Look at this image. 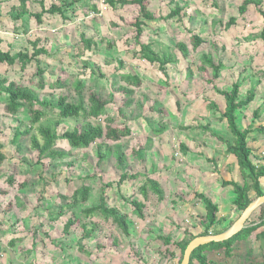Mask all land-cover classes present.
<instances>
[{
    "label": "rangeland",
    "instance_id": "374dc122",
    "mask_svg": "<svg viewBox=\"0 0 264 264\" xmlns=\"http://www.w3.org/2000/svg\"><path fill=\"white\" fill-rule=\"evenodd\" d=\"M2 1L8 2L9 0H0V29L1 31L13 32V29H19L20 27H16L14 22L10 23L13 18L1 13V10L2 12L7 10L14 14L12 10H9L11 4L9 7L7 5L3 7V5L1 6ZM50 1L46 0L47 6H50ZM241 1L150 0V10L156 14V19L147 22L145 27L142 28L143 33L140 40L148 43L155 39L154 48L170 53L175 57L174 61L180 59L183 64L191 65V68H194L192 70L197 72L196 66H198V63L196 58L199 55L191 52L192 50L190 49L188 58L191 61L190 64L189 61L183 60L181 53L176 47L174 48V43L178 41L187 42L191 48V36L189 35V32H191L200 35L205 40V43L199 48L200 51H210L212 48L211 43L214 42L213 40L216 41L214 43L215 59L222 60L229 69L225 79L222 76L218 80L220 88H226L229 85L230 78L237 76L233 74V70H230L234 66L237 67V65L239 67L243 65L248 67L250 65L252 70L256 72V74L251 73L255 74L254 78L264 79V44L258 37L262 25L259 23L261 22L259 16L257 14L252 15L254 12L253 8H251L252 13L248 15V23H240L238 26H232L228 30H225L224 26L220 25L217 27V31H214L212 22L214 20L216 22L222 21L224 24L231 16L237 15L236 8ZM91 2L93 3L82 0L75 5L72 4V7L69 6L68 10L73 9V11L69 13L71 20L70 22L68 20L65 27L59 18H57V21H46L43 25L34 26V24L38 23L29 16L30 19L21 25L28 32V35L25 34V31L22 33L20 29L16 31V33H21L17 34L19 35L17 37L6 34L8 38L5 41L9 42V44L8 46L4 45L3 49L11 48L12 52H17L26 49V45L35 40L34 37H29V30L37 28V37L41 40L40 45L44 46L49 52L48 56H40L39 61L40 67L45 70L42 76L45 84L44 89L40 90L37 87L35 62L29 64L24 71L21 70L19 64L9 66L1 63L0 78H7L23 86H29L41 97L51 99L53 102H56L58 95L64 91H68L70 94L69 100L76 99V93L71 88L72 81L76 77L83 81L86 91L95 89L106 99H110L109 93L113 94L115 101L108 104L106 110L115 119L113 126H129L132 133L119 143L112 141L107 143L112 147L113 151L119 150L124 155L126 160L125 167H120L117 164L114 154L100 166H97L95 144L85 149H75L63 139L57 140L55 145L57 149L66 153L63 158L52 156L39 161L38 152L30 147L29 137H22L21 145L19 146L14 145L12 142L15 127L19 126V124L30 125L28 109L23 107L14 115L6 113L4 110L6 96L1 95L0 153L5 156V160L0 165V226H2L0 229V247L2 245L3 249L9 251H6V257L10 260L9 264H14L15 262L20 264V261L23 262L24 259L31 255L38 257V262L41 263L46 259L49 260L52 255L61 256V251L63 250L61 248L63 247L66 248L64 254L69 253L71 255L75 253V248L79 245L77 242L82 235L81 225L85 224L88 228L93 227L94 233L90 239L80 241H82L85 249L91 253V256L99 252H105L123 256L125 259L128 258L135 261L137 264H176L177 259L167 262L166 257H164L166 247L158 239V236L172 231L175 238H181L185 232L184 228L193 234L201 232L203 230L201 219L204 218L206 209L204 205L199 207L198 201L196 204L193 203L191 205V210L174 206L172 201L177 196L174 195L175 191H170L166 184L167 198L165 201L160 203L153 194L149 195L150 201L148 199L145 200L146 206L148 205V208L151 210L153 208V211H156V218L159 215L162 219L160 227L155 223V215L153 220H147L152 217L151 212L147 214L144 221L132 213V207L128 202L133 198L143 201V197L139 193V187L144 183V176L140 175L138 179H129L119 184L120 175L124 171L129 172V174L143 172L144 165L136 155V151L139 148L146 149L145 145L149 143V137L152 135L151 127L158 128V121L161 118L169 126L176 123V120L172 121L170 113L166 114L169 108H172V105L163 103L158 96L161 93L164 94L158 81L160 77L163 79L161 74L153 66H149L148 63L135 58V55L133 56V52L139 50L135 42L137 31L133 26L139 16L138 5L130 4L110 12L104 10L102 14L100 8L104 0H91ZM175 2L187 6L186 17H183L182 20H179L178 17L170 20L162 19L174 8ZM92 4H97L99 7H97V11L90 9ZM28 9L34 12L39 9V4L30 0ZM43 17L46 16L44 15ZM48 18L53 19L51 16H48ZM30 26L33 27L30 28ZM82 33L87 38H93L98 44V49L96 52L88 50L79 57L77 55V45L80 43L79 38ZM105 40L112 42L113 47H108ZM240 44H242V47L249 45V49L247 48L246 52L244 51L242 54L237 55L235 53L239 51ZM221 45H225L222 50H220ZM85 62L89 64V67L95 69L94 71H97V66L100 67L108 79L99 78L97 76L98 72L93 75L91 71L84 68ZM173 70H175V75L181 73V70ZM250 71L246 70L244 75L233 81H238L242 86L244 81L242 79H246L247 73ZM135 72L147 79L145 84L142 83L141 87L137 89L135 96L141 99L143 94L147 93L146 87L150 90L148 93L149 97L143 100L145 112L142 110V115L147 120V126L144 125L145 129L142 127V119H140V126H137L134 120L135 115H141V111L135 106V109L129 108L126 111L129 115L127 120L117 112V108L123 103L124 96L117 91L116 87L122 81H118V78L114 79L113 76L114 74L119 76V74ZM58 78H61L64 83L63 87L55 83ZM114 82H117V84ZM255 88L256 86H252L251 92ZM260 95L261 98H264L263 91L262 93H257V96ZM150 99L153 102H149ZM157 100L159 103H157ZM131 110H134L133 113H131ZM159 110L163 114L160 117L153 116V113ZM48 114L49 116H56V112L51 109ZM89 120H93L94 123L104 124L102 120ZM83 123V118L63 119L58 127L59 134L66 130L77 128ZM141 129L146 130V132L141 133ZM32 133H37L35 128ZM175 149L178 150L177 147ZM9 178L14 179L12 186L8 183ZM82 181L91 186L89 200L76 208L65 209L63 216L52 219L58 212L59 207L67 204L65 198H69L75 188L82 184ZM185 181L192 182L188 178H185ZM108 183L109 186H106ZM194 187L197 188L196 186ZM190 189H194L193 185ZM102 190L108 204L118 208L121 213H125L128 216L130 235H124L111 221H106L99 214L93 217H85L81 213L83 207L95 205L99 202ZM179 192L182 193V190ZM173 197L174 199H171ZM155 206H158V209H154ZM222 209L223 213L228 214L227 218L230 217L231 219H228V222L220 226V230L228 227L230 221L236 220L241 214L240 211H237L231 205ZM73 215L77 220L76 225L70 230V233H66L64 232L65 222ZM3 226L8 228H3ZM258 232L253 233L248 242L240 243L238 245L240 247L235 251L234 256L228 259L225 264H242L244 260L243 254L249 246L260 257L264 253V236L258 238ZM11 238H14V240L19 239L20 241L16 242L14 246H10L7 243ZM4 242L7 246L3 244ZM13 247L14 250L10 251L9 248L12 249ZM171 249L176 250L173 246H171ZM111 250L112 252H110ZM76 254L86 255L85 253H80L78 248ZM86 256L90 257L89 255ZM15 257H19V260H15Z\"/></svg>",
    "mask_w": 264,
    "mask_h": 264
},
{
    "label": "trees",
    "instance_id": "16d2710c",
    "mask_svg": "<svg viewBox=\"0 0 264 264\" xmlns=\"http://www.w3.org/2000/svg\"><path fill=\"white\" fill-rule=\"evenodd\" d=\"M29 1L30 0H18V5L11 7V10L14 12V15L11 16L13 21L20 19L23 15H29L34 17L36 22L40 24L43 22V16L45 13L51 15L60 14L65 20L67 18L64 14L66 12V8H69L70 5H75L74 3L79 2V0H71L70 3L65 1L62 5L53 3L50 7L46 8L44 0H41L39 2L41 12L33 13L28 9ZM149 1L150 0H104L103 3L107 7L106 11L116 10L119 7H124L130 4L138 5L139 16L133 26L137 31L135 42L137 43L139 50H135L133 52V56L135 55V58L137 59L156 65L159 71L165 73L166 65L174 63L175 57L168 52L156 50V48H154L155 42L144 43L140 40L143 33L142 28L145 27L147 22H151L156 19V14L150 10ZM97 7V4H92L90 9L92 11H97ZM251 8H253V13L251 12ZM186 9L187 6H183L175 2L174 8H172L170 13L162 19L170 20L178 17L179 20H182L183 17H186L187 15ZM236 9L237 15L231 16L224 24L222 21L216 22L214 20L212 22L214 24V31L216 32L217 27L220 25H223L224 29L228 30L232 26H238L240 23H248V15L251 13L252 15L257 14L262 23L258 37L264 44V0H242L241 3L237 5ZM189 35L191 36V48L185 41L175 42L174 48L176 47L182 57L189 61L190 64L191 61L188 59L190 49L192 50L191 52L197 53L199 56L196 59L200 63L198 68L202 73L204 80L208 84L213 85L216 91L225 97L226 108L222 117L226 119L228 129L233 139L228 143L227 151L237 158L238 165L243 172L244 181L241 184L235 181H223V186L233 187L235 196L232 201V206L237 211L242 212L256 197L264 195V189L261 185V179L264 178V158L258 163H254L252 161V151L248 147L247 143L249 130H240L236 122L237 110L252 102L255 94L253 92H248L246 98L244 100H240L241 85L238 81H235L227 90L217 89L216 82L220 78L221 72L227 69V66L222 60L215 59L214 52L216 53V51H214L215 47L212 43L210 51H200L199 48L205 43V40L200 35L193 34L191 32H189ZM105 42L108 47H113L112 42L106 40ZM40 43L41 40L36 38L34 41L30 42V45L32 46L31 51L27 49L13 54L10 51H3L0 48V64L5 63L9 66L19 64L21 70L24 71L29 64L35 62L37 87L42 90L45 88V84L42 79L45 70L39 65V57L43 55L48 56L49 52L44 46H41ZM77 46L79 47L77 52L78 56H81L88 50L96 52L98 49L97 42L93 38H87L84 33L80 35V43ZM106 62L111 64L109 61ZM84 68L91 71L93 75L96 74L95 72H98L97 76L99 78L108 79L107 75L104 74L102 69L98 66L96 67L97 71H94L95 69L89 67V64L85 62ZM187 72V79H190L191 81L193 72L190 69V65H188ZM113 77L114 79L118 78V81H122L125 84H117V82H114L117 84V91L122 93L124 96L123 103L117 108V112L120 116L127 120L129 115L126 111L129 110V108L131 109L135 106L138 110H143L144 103L135 98L137 89H139L143 83V77L136 72L119 74V76L114 74ZM55 83L60 87H63L64 85L61 78H58ZM71 88L76 93V99L69 100L68 98L70 94L68 91H64L58 95L57 101L53 102L51 99L41 97L33 88L29 86H23L15 81H10L7 78H0V97L1 95L6 96V100L4 102L5 112L10 115H14L23 107H26L30 116L29 126L19 124V126L15 127L12 138L13 144L19 146L21 145L20 141L22 137H29L30 147L32 150L38 152L39 161L52 156L63 158L66 155L64 151L55 147L56 142L59 139L66 140L69 145L75 149H85L92 144H95L97 166H100L114 154L117 164L120 167H125L126 160L124 155L120 153L119 150L113 151L112 147H110L107 143L110 141L119 143L123 138L130 136L132 133L129 126H113L115 119L106 111L107 105L115 101L113 94L109 93L110 99H106L95 89L86 91L85 84L78 77L73 79ZM50 109L56 112L55 117L49 116L48 113ZM66 118H83L84 123L77 128L66 130L62 134H59L58 127L62 123L63 119ZM89 119L102 120L104 124L94 123L93 120ZM158 123L159 127L157 129L151 127V131L154 136L161 135L167 129V125L162 121V118L158 121ZM34 128L37 133H32ZM216 137L219 140L224 141L221 136L216 135ZM104 147H106V149H104ZM181 150L184 153L187 152L184 145H181ZM144 154L145 149L143 148H139V150L136 151V155L140 161H143L145 156ZM4 160L5 156L0 153V165ZM140 175L145 177L144 183L139 187V193L143 197V201L133 198L128 203L132 207V213L136 217L144 219L146 207L144 201L148 199L149 195L153 194L157 197L158 201L161 202L165 199V191L156 179L151 178L142 172L129 174V172L124 171L120 175L119 184H122L124 181L129 179H138ZM8 183L12 186L14 179L9 178ZM106 186H109V183ZM103 192L104 191L102 190L97 204L83 207L81 213L85 217H93L94 215L99 214L103 216L106 221H111L113 225L118 227L124 235H130L128 216L125 213H121L118 208L110 206L107 199L103 195ZM251 192H254L253 196H250ZM90 193L91 186L82 181V184L75 188L72 195L69 198H65L67 200V204L65 206H60L58 212L54 217H52V219L63 216L65 214V209L76 208L86 203L89 200ZM196 197L204 203L206 208V214L204 218L201 219L203 230L197 234H193L186 229L184 235L178 239L173 238L171 234L158 236V239L166 247L164 257H166V260L177 259L176 264L181 263L184 251L192 239L197 236H204L210 233H221L228 229L236 221L231 220L228 227L224 230H220L219 227L225 224L228 221V218L226 216H218V205L213 203V201L206 195L196 194ZM254 217L256 218L254 219ZM76 221L77 220L74 215L68 218L64 225V232L70 233V230L74 227V225H76ZM81 229L82 235L79 237L77 242L79 244L77 248L80 253H85L86 255L91 256V253L85 249V246L82 245V241L84 239H90L93 236L94 229L93 227L88 228L85 224L81 225ZM256 232H258V238L264 236V205L252 213L245 224V228L232 238L222 242H212L196 248L191 254L189 264H225L228 259L234 256L235 251L238 247H240L238 245L240 243L248 242L249 238ZM18 241L20 240L10 241V246H14ZM115 243H117V241H115ZM171 246L175 247L176 250H172ZM243 256L244 260L242 261V264H264V253L259 257L254 253V250L250 246L245 250Z\"/></svg>",
    "mask_w": 264,
    "mask_h": 264
},
{
    "label": "crops",
    "instance_id": "0c3cea01",
    "mask_svg": "<svg viewBox=\"0 0 264 264\" xmlns=\"http://www.w3.org/2000/svg\"><path fill=\"white\" fill-rule=\"evenodd\" d=\"M17 1L18 0H13V2L12 0L11 1L9 0L8 2L2 1L1 6L3 5L4 7V5H7L9 7L10 4L11 6L12 5L17 6L18 5ZM31 1L39 4L41 0L39 1L31 0ZM65 1L67 3L71 2V0H51L50 5L53 3L62 5ZM87 1L93 3L91 2V0H87ZM44 4L46 8L50 7L47 6L46 0H44ZM11 6L9 7V10H11ZM70 7L72 6L70 5ZM71 11H73V9L68 10V8H66V12L64 14L66 15L67 18L65 20L60 14L51 15L45 13L44 15L46 17H43V22L40 24L43 25L44 22L46 21L47 22L57 21L58 20L57 18H59L62 20L63 26L65 27L68 20L69 22L71 20L69 14L71 13ZM110 11H106V12H110ZM40 12H41V6L39 5V9L35 10L33 13H40ZM1 13L7 14V17L9 18H11V16L14 15L12 14L11 11H7V10L6 11L4 10L3 12L1 10ZM48 16L49 17L51 16L53 19L48 18ZM30 17L34 18L32 16ZM30 17L29 15H23L20 19L16 21H10V23L14 22L16 27H20L19 29L22 31V33H24L25 31V34L28 35V32H26L24 27L21 25L26 23L30 19ZM35 25H39V24H34V26ZM32 27L33 26H30V28ZM19 29L18 28L13 29V32L1 31L0 29V48L3 51H10L12 54L16 53V52H12L11 48H7L6 50H4L3 47L4 45L8 46L9 44V42L7 43V41H5L8 38L6 34L14 35L17 37L19 36L17 34H21V33H16V31H19ZM29 35H30L29 37H34V39L38 38L37 28L35 30L30 29ZM152 40H153L152 42L156 41L155 39ZM213 41L214 42L212 43L214 45L216 41L215 40ZM240 45L241 47H239V51L235 53L237 55L242 54L244 51L246 52L247 48L249 49V45L243 47L242 44ZM224 46L225 45H221L220 50L224 49ZM26 47H27L26 49L19 51H25L27 49L31 51L32 46L30 45V43L27 44ZM156 50L159 49L156 48ZM197 63H198L197 64L198 66H196V70H198L197 72L193 71L194 68H191L190 65V69L191 70L193 69L192 70L193 77L191 81L190 79H187L188 65L183 64L182 60L180 59L176 60L175 63L166 65L165 73L159 71L156 65L148 63L149 66H153L155 70L158 71L163 77V79L160 77L158 81L160 83L159 84L160 88H162L165 95L161 93L158 96L163 103H170V105H172V108H169L166 114L168 115V113H170V118L172 119V121L176 120V123H173V125L171 126L167 125L166 131L159 136H154L153 134L151 135L152 138L148 136L149 143H146L145 145L146 147L144 154L145 156L142 161L144 165V169L142 173L148 175L151 178L156 179L161 184L162 188L165 191V199L163 201H165L167 198V193H166L167 192L166 184H167L169 190L170 191L174 190L175 191L174 195L177 196L175 199L174 197L171 198L174 199L172 201L174 206L176 205L182 209L191 210V205H193V203L196 204V202L198 201L197 204L200 207L201 205H204V203L199 198L196 197V194H204L208 198H210L213 201V203L218 205L219 207L218 216L227 217L228 214L223 213L222 208L228 207V205H231V207H233L232 201L234 199L235 194L233 187L223 186V181H235L241 184L244 181V177H243V172L241 171L238 165L237 158L233 154H230L227 151L228 143L231 142L233 139L228 129L227 121L222 117V114L224 113L226 108L225 97L220 93H218L213 85L208 84L204 80L203 75L198 68L200 66L198 60ZM173 69L181 70V73L175 75L174 74L175 70ZM228 70L229 69L227 67V69L222 71L220 78L223 76V79H225V75L228 72ZM230 70H233V74H236L237 76L236 77L230 76L231 77L230 82L228 83L229 85L226 88H220L217 81L216 82L217 89L219 90L229 89L231 85L235 82L233 80L238 79L241 75L245 74L244 72L246 70L250 71L252 70V68L250 65L248 67L247 65H243L241 67L237 65V67L234 66ZM251 73L256 74V72L252 70L247 73L246 79H242L244 81L240 88V100H244L246 98L247 93L252 91L250 90L252 86H256L255 88L256 90L253 89V92L256 96H254L252 102H250L247 106H244L239 110H237L236 122L240 130H245V129L249 130L247 143H248V147L252 151L251 159L254 163H258L264 158V98H261V95L257 96V93L260 92L262 93V91L264 92V79L254 78L255 74H251ZM146 80L147 79L143 78V84H145ZM119 84L125 85L123 82L122 83L120 82ZM146 89H147V93L143 92L144 94L141 99L140 97H136V96L135 98L143 102L145 98L149 97L148 93L150 92V90H148L147 87ZM149 102H153V100L150 99ZM157 103H159L158 100ZM172 103L174 104V106ZM133 109L135 108L133 107ZM131 111H132L131 113H133L134 110ZM143 112H145L144 107H143ZM162 114H163L162 111L159 110L156 113H153V116L160 117ZM140 119H142L141 120L143 123L142 127L145 129L144 125L147 126V120L142 115V111H141V115L134 116V120L137 126H140L141 124ZM144 129H141L140 132L141 133L146 132V130ZM216 135L221 136L224 139V141L219 140L216 137ZM181 145L185 146L187 152L184 153L181 150ZM176 147L178 148L179 151L178 156H176V151H177L175 149ZM185 178L192 180V182L185 181ZM143 181H145V177ZM192 185L195 190L190 189ZM261 185L264 189V178L261 179ZM194 186H196L197 188H195ZM181 190L182 193L179 192ZM253 194L254 192H251L250 196H253ZM148 201H150V196L148 198ZM163 201H161L160 203H162ZM160 207L162 206L160 205ZM154 209H158V206L157 207L155 206ZM150 212L152 213L151 214L152 217H150V219L148 218L147 220L148 221L153 220L155 215V220H156L155 223L157 224L158 227H160V224H162V219L159 217V215L156 218V214H155L156 211H153V208L152 210L148 208V205L145 207V218L143 219V221L146 220V216ZM228 219L231 218L228 217ZM1 227L2 226H0V229ZM4 227L7 226H3V228ZM185 230L186 229L184 228V231ZM0 234H1V230H0ZM167 234H171L173 238H175L172 231H169ZM167 234H161L160 236ZM12 240H14V238H11L10 241ZM10 241L7 244L10 245ZM3 244L7 246L5 242ZM112 246L114 247V245ZM2 247L3 246L1 245L0 247L1 264H9L10 260L9 258L7 259L6 257L7 250L3 249ZM61 249H63L61 251L62 252L61 256L52 255L50 256L49 260L46 259L41 263L38 262L39 260L38 257L33 255L24 259L23 262L20 261L19 263L20 264H137L133 260H130L128 258L125 259L123 256H119L111 253L102 252L88 257L86 255L76 254L77 248H75V253L71 255L69 253L64 254L65 253L64 250L66 248L63 247ZM9 250L13 251L14 247L12 249L9 248ZM110 252H112V250ZM16 257L15 260L19 258ZM168 261L169 260H167V262ZM14 264H17V262H15Z\"/></svg>",
    "mask_w": 264,
    "mask_h": 264
},
{
    "label": "water",
    "instance_id": "95a60500",
    "mask_svg": "<svg viewBox=\"0 0 264 264\" xmlns=\"http://www.w3.org/2000/svg\"><path fill=\"white\" fill-rule=\"evenodd\" d=\"M264 205V195L256 197L251 201L248 206L241 212L236 221L225 231L218 234H208L204 236H197L192 239L183 254L180 264H189L192 252L203 245L212 243V242H222L232 238L234 235L239 233L242 229L245 228L247 220L250 218L252 213L257 210L259 207Z\"/></svg>",
    "mask_w": 264,
    "mask_h": 264
},
{
    "label": "built area",
    "instance_id": "2783aa9c",
    "mask_svg": "<svg viewBox=\"0 0 264 264\" xmlns=\"http://www.w3.org/2000/svg\"><path fill=\"white\" fill-rule=\"evenodd\" d=\"M104 10H107V7H106L105 4L103 3L100 12L102 13ZM178 155H179V151L177 150V151H176V156H178Z\"/></svg>",
    "mask_w": 264,
    "mask_h": 264
}]
</instances>
